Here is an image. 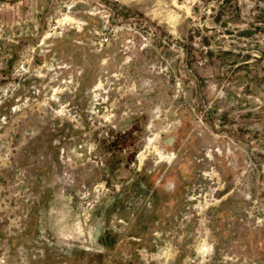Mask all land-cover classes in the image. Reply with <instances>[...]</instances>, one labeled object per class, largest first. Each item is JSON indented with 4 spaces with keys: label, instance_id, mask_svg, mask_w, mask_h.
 Here are the masks:
<instances>
[{
    "label": "rangeland",
    "instance_id": "rangeland-1",
    "mask_svg": "<svg viewBox=\"0 0 264 264\" xmlns=\"http://www.w3.org/2000/svg\"><path fill=\"white\" fill-rule=\"evenodd\" d=\"M0 264H264V0H0Z\"/></svg>",
    "mask_w": 264,
    "mask_h": 264
}]
</instances>
